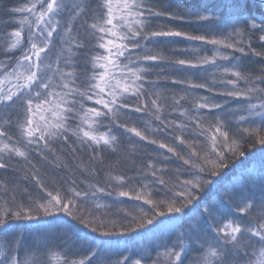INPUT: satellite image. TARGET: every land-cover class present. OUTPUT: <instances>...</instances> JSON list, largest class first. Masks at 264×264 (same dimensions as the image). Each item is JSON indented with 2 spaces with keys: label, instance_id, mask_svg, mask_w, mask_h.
Segmentation results:
<instances>
[{
  "label": "snow or ice",
  "instance_id": "1",
  "mask_svg": "<svg viewBox=\"0 0 264 264\" xmlns=\"http://www.w3.org/2000/svg\"><path fill=\"white\" fill-rule=\"evenodd\" d=\"M250 7L251 0H22L4 9L9 19L0 26V112L6 116L0 122V169L14 158L31 164L33 153L55 159L56 145L72 139L90 153L76 170L91 175L104 153L116 152L119 129L138 138L133 143L165 152L149 156L136 176L109 169L103 183L87 190L74 179L49 187L33 167L37 194L25 190L27 199L17 202L13 192L0 203V264H264V172L259 178L248 172L247 179L201 204L224 170L246 157V146L264 153V65L258 75L244 68L245 57L264 61V14L256 17ZM86 13L91 22L85 19L82 33L76 21ZM160 19L203 34L183 27L157 30ZM257 34L261 50L251 42ZM160 38L188 41L180 51L195 57L166 67L211 70L212 80L174 78L168 85L150 79L157 66L150 62L164 61L149 48ZM171 86L183 94L168 103L157 89ZM192 92L191 107H184ZM217 97L226 100L218 103ZM133 116L144 126H129ZM145 118L151 123L144 124ZM150 132L167 133L178 145ZM173 158L180 163L165 179ZM10 190L0 181V192ZM103 195L140 203L110 220L84 207ZM20 220L34 221L25 231L42 238L23 242L11 223ZM176 223L174 237L159 235L162 225ZM130 234L149 241L137 258L134 250L119 247L121 240L110 239Z\"/></svg>",
  "mask_w": 264,
  "mask_h": 264
},
{
  "label": "trees",
  "instance_id": "2",
  "mask_svg": "<svg viewBox=\"0 0 264 264\" xmlns=\"http://www.w3.org/2000/svg\"><path fill=\"white\" fill-rule=\"evenodd\" d=\"M22 0H1L0 2V12L1 16L0 19H4L5 16H7L4 13V9L14 6L17 3H21ZM171 2L175 3L176 0H171ZM195 0H184L185 4H191L194 3ZM250 12L252 15L259 17L260 15L264 14V8H261L260 3L251 0V7ZM91 14L86 13L84 16H81L79 20L76 22L78 24H82L87 17L89 18ZM168 22V21H167ZM172 24V23H171ZM181 28L185 31L193 32L194 28L188 27L186 25H174V23L169 26L173 28ZM195 32V30H194ZM198 34L197 32H195ZM194 33V34H195ZM186 42V41H184ZM252 44L257 50L262 49V45L260 42L256 40V36L252 39ZM164 44V46H163ZM177 46L185 47L182 45L181 41L177 40V43H170L168 39L163 40L162 46L159 47L161 51H167V52H177L175 56L176 59H181L183 57H178L183 54L182 51H178L175 48ZM172 53V52H171ZM187 57H184L185 59H191L189 55H186ZM178 57V58H176ZM192 59H195L194 56H191ZM171 59V58H170ZM173 60V59H171ZM264 65V61H261V58L259 57H245L244 58V68L247 72H251L254 75H258L260 72V69ZM196 69L195 71L191 69H186L185 71H179L175 74L167 73L165 76H161L160 79L162 84H168L171 85V80L174 78H183V77H195L196 76ZM192 74L191 76L189 74ZM154 75V74H152ZM152 76L150 77V79ZM157 91H163L168 96V103H171L172 97L174 95H182V91L179 86H171L165 90L164 88L157 89ZM1 119V118H0ZM4 119H1L0 122H2ZM129 126H137V127H143L136 116H133L131 120L126 121ZM145 124V122H144ZM10 134L12 130H9ZM118 135V144H117V150L115 153H112L111 150L104 153L102 156V163H97L95 166L97 168V171L89 175L88 173L81 174V171L76 170V166L80 164L82 160H87L90 153L85 151V149L81 148L79 144H74L73 140L70 139L67 144L58 143L55 148V159L53 157H47V158H41L39 155H36L33 153L30 156L31 160V170L28 168L24 172L23 169L20 168V166L24 163L25 160L21 158H14L11 160H7L8 167L6 169H0V181L6 182L10 186V191L7 193L0 192V203H3L5 199H10L13 192L17 196V202H20L22 200L27 199V192L32 193L33 195H36L38 192V189L35 186V182L31 180L32 175V168L34 167L36 171L39 173L40 179L47 183L48 180H46L47 175L52 173L55 176V180H49V187L53 186L54 184L62 183L65 179H67L69 182L71 180H75L77 182V186L80 190H87L88 185L90 183H103V181L106 179L108 175V170L111 169L113 174H123L125 176H136L137 170L146 163V160L149 156L155 157L158 153L165 152L163 149H158L156 145L148 144L147 142L140 141L138 143H133L138 140V138L129 135L128 133L121 132V129L117 130L115 133ZM150 137H152V133H148ZM169 136L167 133L163 135H156L155 138L157 140H163L165 143H167L169 140ZM172 141V140H171ZM169 144V143H168ZM174 145H178V142L174 141L171 143ZM182 148L183 146H179ZM74 149H77L74 151ZM171 156V154H167ZM246 162H244L245 157L240 158L239 161H236L233 165H230L228 169H225L224 172L221 174V176L218 179V184L216 186L210 187L206 192L203 194L201 199V204L204 202L210 201L214 196L222 195V189L225 187L231 186L233 184H236L233 182V176L239 175L237 177V181L240 182L243 179H245L246 175H241L239 173V170L243 167H246L244 165H247L248 160H250L252 163L255 164L257 162L258 165L262 166V170L264 172V153L260 151L259 146L256 148L249 149L246 146ZM101 158H98V161ZM163 159V157H161ZM173 163H169L166 165L167 169L169 170L165 174V179L168 178V176H174L175 174V168L176 165L180 163V161L175 160L173 158ZM28 162L26 161V164ZM261 163V164H260ZM59 165V166H57ZM159 166V165H158ZM237 167V168H236ZM243 172V171H242ZM244 173V172H243ZM245 174V173H244ZM232 179V180H231ZM108 191H111V189H108ZM258 194V193H257ZM112 196L103 195L101 199L110 200ZM129 200V199H128ZM97 200H87V202L84 203V207L88 211L95 212L99 216H106L108 219H119L122 218L124 213L127 211H132L133 207L127 205L123 201H127V199H123V203H115L113 201H108L107 205L105 207H102L100 210L95 209V204L97 203ZM93 202L94 204H92ZM106 208V209H105ZM128 208V209H127ZM199 209V205L197 207L192 208L191 211L193 214H195ZM12 224L16 226V231H25V226L29 225L28 221H12ZM33 225H35V222H32ZM22 226V227H20ZM184 226L187 227V217L185 218ZM162 231L159 233L161 237H174L177 232L180 230V225L178 223L176 224H169L166 227L161 226ZM42 236V234H41ZM121 237H112L110 239L112 240H121L122 244H120V248H124L125 246H133L136 242V245L140 243V240L144 243H147V247L149 245V241L141 236L136 234H130L127 237H123V239H120ZM139 239V240H138ZM57 240H53L52 244L57 243ZM135 242V243H134ZM141 242V243H142ZM135 245V246H136ZM113 248L116 246L113 245ZM129 248V247H128ZM130 249V248H129ZM150 250V249H149ZM155 255V253H153Z\"/></svg>",
  "mask_w": 264,
  "mask_h": 264
},
{
  "label": "rangeland",
  "instance_id": "3",
  "mask_svg": "<svg viewBox=\"0 0 264 264\" xmlns=\"http://www.w3.org/2000/svg\"><path fill=\"white\" fill-rule=\"evenodd\" d=\"M0 2H1V0H0ZM77 2H86V0H77ZM11 7V6H10ZM0 16H1V12H0ZM9 19V17L8 16H5L4 17V19L2 18V19H0V26H3L4 25V22L5 21H7ZM68 18H66V20H67ZM87 20H88V22L90 23L91 22V15L89 16V18L87 17ZM83 23H84V21L82 22V24H78L77 22H76V25H77V28H78V30L79 31H81L82 33H83V31H84V28L82 27V25H83ZM173 24V23H172ZM169 21L167 22V20L166 19H160V20H157L156 21V29L157 30H159V29H162V28H167V27H169V26H171L172 25ZM180 25V23H174V25ZM13 27V25H8V28H9V30L11 29ZM175 27V26H174ZM176 28V27H175ZM193 32H194V30H193ZM195 33V32H194ZM198 34H203V33H200V32H197ZM196 34V33H195ZM258 35L259 34H257L256 35V40L259 42V40H258ZM161 40H162V43H163V40H165L166 41V39L165 38H160ZM174 39H176V40H178V41H181L182 42V45L183 46H187L188 44H189V42L188 41H186V40H183L182 38H174ZM184 41H186V42H184ZM162 43H158V44H156L154 47L153 46H149V48H150V52H151V54H156V55H161V56H163L164 57V61L163 62H160V61H157V62H150V63H155L157 66H156V68H155V70L153 71V73L152 74H154V75H151L152 76V78L151 79H153V80H159L160 82H163V81H161V79H160V77L163 75V76H165L164 74H161V75H158V73H161V71L163 70V72L164 73H169V75H170V73H172V74H175L176 75V72L178 73L179 71H177L176 69H174V68H170V67H166L165 65L167 64V62H169V61H175V56H176V53L177 52H174L173 53V51H171V52H167V51H161L160 49H158L159 47H161L162 46ZM194 43H199V42H194ZM163 46H164V44H163ZM185 47H180V46H177V48H175L176 50H180V49H184ZM210 47V46H209ZM188 51L189 52H191V49H188ZM211 53L209 52V55H210ZM236 55H239V53H237ZM178 57H187L186 56V54L183 52V54L182 55H180V56H178ZM178 57H176V58H178ZM191 59H192V57L191 56H189ZM54 58V57H53ZM173 59V60H171V59ZM188 69H191V68H188ZM191 70H193V71H195V69H191ZM188 78H190V79H193L194 80V82H196V83H201V82H204L205 81V79H207V80H209V81H211L212 80V78H213V73L211 72V70H209V72L208 73H204V72H201V71H199V70H197L196 71V76L195 77H193V76H191V77H188ZM183 94V93H182ZM199 94H205L204 93V90H199ZM196 95H197V92H192V93H190L189 94V96H188V98H186L185 99V101H183V105H184V107H191V103H192V101L195 99V97H196ZM217 99V102L218 103H224L225 102V100H226V98L225 97H217L216 98ZM230 106H234V105H231L230 104ZM0 118L1 119H6V116H4V114L2 113V112H0ZM177 118H179L178 116H177ZM0 119V120H1ZM145 124H149V123H151V121H150V118H145ZM124 130L123 129H121V132H123ZM125 133V132H124ZM151 133V132H150ZM129 135H130V133H128ZM132 135V134H131ZM169 139H171V140H169L167 143H169V144H171L172 142H173V138L172 137H168ZM50 157H52V156H50ZM247 158L245 157V159H244V162H246L247 160H246ZM252 162L250 161V160H248V162H247V165H244V166H246V167H243V168H241L240 170H239V173L241 174L242 173V171L245 173L244 175H246V177H245V179H247L248 177H247V173L248 172H253L254 173V175L257 177V178H259V176H260V174H261V172H263V170L261 169L262 168V166L261 165H258L257 164V162L255 163V164H251ZM261 164V163H260ZM20 168L21 169H23L24 170V172L26 171V169L28 168L29 170H31V164H29V163H27L26 164V161H24V163L20 166ZM237 168V167H236ZM239 175L237 174V175H234L233 176V182L234 183H237L238 181H237V177H238ZM245 179H243V180H245ZM46 180H48V182L47 183H45L46 185H49V180H55V176L52 174V173H50V174H48L47 175V178H46ZM232 180V179H231ZM242 180V181H243ZM102 197V196H101ZM101 197H99L98 198V201H97V203H100V204H103V205H107V202L108 201H113V202H115V203H120V202H117V201H123V199H127V201H123L124 203H126L127 205H129V206H131V207H134V205H136L137 203H140V202H136V201H132V200H128V198L127 197H116L115 195H112V198L110 199V200H105V199H101ZM89 200H91V199H89ZM87 201H85V203H86ZM122 202V203H123ZM92 204H94L93 202H91ZM95 209H96V207H95ZM101 209V208H100ZM99 209V210H100ZM106 209V208H105ZM128 209V208H127ZM29 223H31L32 224V222H29ZM33 225V224H32ZM20 227H22V226H20ZM20 232H22L23 233V237H22V240H23V242H25V243H35V242H37V236L38 235H41V234H38V233H35V232H33V233H29V232H27V231H20ZM41 238H42V236H41ZM120 239H123V238H120ZM50 243H53V240H51L50 241ZM135 243V242H134ZM121 244H122V242H121ZM136 243L131 247L130 245L128 246L130 249H132V250H134V252L136 253V255L133 257V258H137V256L138 255H140V254H142V249H144V248H147V243H140V244H137L136 246Z\"/></svg>",
  "mask_w": 264,
  "mask_h": 264
},
{
  "label": "bare ground",
  "instance_id": "4",
  "mask_svg": "<svg viewBox=\"0 0 264 264\" xmlns=\"http://www.w3.org/2000/svg\"><path fill=\"white\" fill-rule=\"evenodd\" d=\"M139 240V239H138ZM142 241L140 240V243H141ZM137 243V242H136ZM140 243H138V244H140ZM143 243V242H142Z\"/></svg>",
  "mask_w": 264,
  "mask_h": 264
},
{
  "label": "water",
  "instance_id": "5",
  "mask_svg": "<svg viewBox=\"0 0 264 264\" xmlns=\"http://www.w3.org/2000/svg\"><path fill=\"white\" fill-rule=\"evenodd\" d=\"M255 1L259 2V0H255ZM259 3H260V2H259Z\"/></svg>",
  "mask_w": 264,
  "mask_h": 264
}]
</instances>
